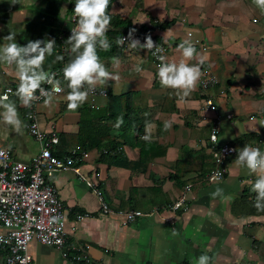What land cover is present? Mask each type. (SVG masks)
<instances>
[{"label": "crops", "instance_id": "crops-1", "mask_svg": "<svg viewBox=\"0 0 264 264\" xmlns=\"http://www.w3.org/2000/svg\"><path fill=\"white\" fill-rule=\"evenodd\" d=\"M71 3L19 0L10 5L0 0V44L6 43L3 37L10 30L16 32L20 45L54 39L53 54L46 57L43 68L49 75L60 72L67 64L60 35L72 26ZM109 12L129 19L134 27H152V35L167 46L163 55L167 62L179 63L182 56L177 46L190 41L196 56L187 62L198 66L201 75L187 96L162 87L156 75L160 60L158 65L151 52L130 49L126 42L120 54L97 49L113 79L106 87L99 85L107 95L97 96L95 106L87 96L78 108L69 110L63 71L55 77L63 91L49 94L36 106L39 128L57 132L55 153L87 152L74 157L79 172L58 170L47 178L65 209L67 243L88 244L89 256L99 264H197L201 255L210 257L209 264H264V211L253 207L251 190L264 171L249 175L235 164L244 145L264 153V13L249 0H114ZM69 55L72 59L74 54L69 51ZM209 72L217 79L201 89L200 80ZM9 84H19L17 70L0 63V90ZM16 89L0 104V143L15 159L28 161L39 152L40 144L28 130L25 106ZM124 93H129L137 116L146 123L141 132L131 128L125 141L110 129L108 136L119 143L110 155L119 154V158L101 161L96 148L76 146L75 134L88 120L89 109L101 114L112 95L116 98L110 109L118 110L117 97ZM207 97L216 109L206 105ZM4 104L15 105L19 132L4 122ZM216 122L218 142L233 146L236 152L228 158L224 178L207 182L198 169L203 167L204 174L213 165L208 138ZM197 152L211 161L203 164ZM90 181L97 183L113 211L139 210L143 215L125 221L121 214H104ZM216 188L223 191L213 197ZM178 200L183 205L174 208ZM0 231H4L1 225ZM28 251L34 264H73L57 248L35 239ZM3 262L4 255L0 256Z\"/></svg>", "mask_w": 264, "mask_h": 264}, {"label": "built area", "instance_id": "built-area-1", "mask_svg": "<svg viewBox=\"0 0 264 264\" xmlns=\"http://www.w3.org/2000/svg\"><path fill=\"white\" fill-rule=\"evenodd\" d=\"M72 15L73 13L69 15L72 23L71 28L76 23L71 18ZM71 28L60 35L62 41L60 50L64 57L70 51L65 39L71 34ZM139 40L144 43V38ZM152 40L162 47L161 55H164L167 46L158 43L155 38ZM153 58L158 60L155 56ZM157 64L159 65V60ZM64 67L65 65L61 71ZM60 72L50 75L51 82L41 85L44 90L43 94L38 90L36 92L38 99L33 100L31 106H25L28 130L38 140L39 152L28 161H20L13 157L12 151L7 146L0 143V225L4 228V231H0V251L4 255V264H34L28 251L29 243L33 239L42 245L57 248L62 258L73 264H99L89 256L88 244L67 243L65 209L56 188L47 179L58 170L70 169L79 172V168L73 163L74 157L76 155L87 156V152L84 150L73 151L62 156L57 155L54 152V147L58 143L57 132L55 130L44 132L40 130L38 125L36 108L38 103L51 93L58 94L63 91L60 83L61 91H55L57 86L55 77ZM216 79L215 74L210 72L203 75L200 80V88L206 89L210 84L215 83ZM18 85L9 84L0 90V104L5 101L4 97H7V100L10 99ZM99 95L106 96L107 91L104 87L97 85L95 91L88 93L91 106H95V98ZM205 103L209 108L216 109V105L210 98L207 97ZM208 142L213 165L204 173L202 180L207 182L218 181L224 178L227 172L228 158L235 154L236 150L229 144L218 142V122L212 126ZM89 185L99 199L100 208L104 214H121L125 217V221H132L143 215L139 210L113 211L103 199L102 191L98 188L97 183L90 181ZM182 205V200H178L173 207L179 208Z\"/></svg>", "mask_w": 264, "mask_h": 264}, {"label": "clouds", "instance_id": "clouds-1", "mask_svg": "<svg viewBox=\"0 0 264 264\" xmlns=\"http://www.w3.org/2000/svg\"><path fill=\"white\" fill-rule=\"evenodd\" d=\"M18 2L19 0H8L10 5ZM109 4L110 0H74L71 18L76 23L65 41L70 46V52L74 55L62 70L63 79L67 82V88L70 90L66 96L69 110H75L83 104L88 93L95 91L97 85L106 87L107 82L113 79L112 74L107 71L97 54L98 47L104 51L111 48L106 36L111 23V16L108 15ZM62 9L66 8L62 7ZM61 19L63 18L61 17ZM143 22L141 21V23ZM135 31V28L129 29L127 37H118L115 41L116 44L123 46L127 42L130 49H144L151 52L161 62L156 74L161 86L180 92L185 96L189 95L197 86L201 75L198 66L187 62L195 58V46L185 40L177 46L182 60L179 63L167 62L161 55L162 47L154 43L150 35H146L144 43H141L138 38H134ZM15 36L16 32L10 30L8 35L3 37L6 43L0 44V63L15 67L19 78L16 96L24 106H31V102L38 99L36 92L39 90L43 94L44 90L41 85L51 82L50 75L44 70L43 65L46 57L53 54L56 43L54 39H37L20 45L15 41ZM56 84L55 91H61L58 81ZM85 85H87L86 90H84ZM4 100H7V97H4ZM2 106L5 109L2 113L4 122L19 132L21 121L15 105L4 104ZM118 121L122 122V119L118 118ZM261 125H264V122H261ZM167 127L168 125L165 124V130ZM235 164L247 169L249 175L264 171V153L259 148L244 145L237 152ZM251 190L256 193L253 207L257 211H264V175H260L255 180ZM222 191V189L216 188L211 195L216 197L221 195ZM209 261V256L201 255L197 259V264H209Z\"/></svg>", "mask_w": 264, "mask_h": 264}, {"label": "trees", "instance_id": "trees-1", "mask_svg": "<svg viewBox=\"0 0 264 264\" xmlns=\"http://www.w3.org/2000/svg\"><path fill=\"white\" fill-rule=\"evenodd\" d=\"M71 1L72 3H71V8H70V13H72L71 10L74 7V0H71ZM113 1L114 0H110L109 8ZM109 8H108V15L111 16V23L106 33V36L109 40V43L111 44V48L106 52L113 53V54H120L122 47L118 46L115 41L118 37L122 35H125L127 37L128 31L131 28L136 29L135 33L133 34L134 38L143 39L145 38L146 35H150L151 38H155L158 43H161V39L158 36L152 35L151 33L152 27H148L147 25H141L139 27H134L132 26L129 19L127 18L123 19L120 17L112 16V14L109 12ZM66 45L70 48V46L67 43ZM97 49H99V47ZM117 50L118 52H116ZM63 59L65 60L66 63H69L71 60V56L69 55L67 57H63ZM66 85H67V82H66ZM128 96H129V93L118 95L117 97L119 100L118 110L110 109L111 100L116 98L112 95H109V101L107 105L108 107H106L105 111L102 112L101 114L95 115L93 114L94 112L89 109L90 113L88 116V120L80 124V129L75 134L76 146H78L79 148H85V149L96 148L97 150H99V153H100L99 160L101 161L104 160L105 157H113V158L118 159L119 154L112 156L110 155V151L114 149L119 143L118 142L115 143L114 141L110 139V137L108 136L109 134L108 131H110V129H115L116 131H118L119 136L125 138L124 139L125 141L128 135V131L131 128H134L135 131L137 132H141L143 130L144 124L146 123L144 119L137 116L135 108L130 103L129 101L130 99ZM79 109L82 111L84 108H79ZM118 118H121L122 122L118 121ZM138 120L140 122L139 125H138ZM106 142H109V143H106ZM63 153H64L63 151L56 150V154L59 156H61L60 154H63ZM70 153L71 152H69L68 154ZM197 154H200V156H203L202 152H197ZM203 160H204L203 164H205L206 160L207 162L211 161V158L203 156ZM204 171L205 170L203 169V167H200L198 169V172L201 175H204L203 174ZM175 176L176 175L174 174V177ZM252 196L255 197L256 193H252ZM0 256H3L2 251H0Z\"/></svg>", "mask_w": 264, "mask_h": 264}, {"label": "water", "instance_id": "water-1", "mask_svg": "<svg viewBox=\"0 0 264 264\" xmlns=\"http://www.w3.org/2000/svg\"><path fill=\"white\" fill-rule=\"evenodd\" d=\"M262 13H264V0H249Z\"/></svg>", "mask_w": 264, "mask_h": 264}]
</instances>
